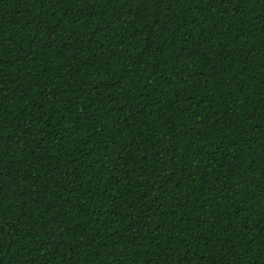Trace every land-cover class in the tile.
<instances>
[{
    "label": "trees",
    "instance_id": "16d2710c",
    "mask_svg": "<svg viewBox=\"0 0 264 264\" xmlns=\"http://www.w3.org/2000/svg\"><path fill=\"white\" fill-rule=\"evenodd\" d=\"M0 264H264V0H0Z\"/></svg>",
    "mask_w": 264,
    "mask_h": 264
}]
</instances>
